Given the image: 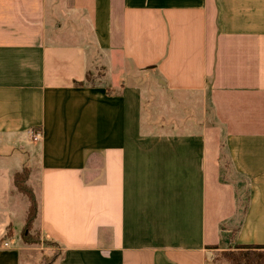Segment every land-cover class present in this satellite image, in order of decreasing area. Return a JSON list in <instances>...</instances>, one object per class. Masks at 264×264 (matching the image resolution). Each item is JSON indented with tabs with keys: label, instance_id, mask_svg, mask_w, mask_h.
Here are the masks:
<instances>
[{
	"label": "crops",
	"instance_id": "crops-1",
	"mask_svg": "<svg viewBox=\"0 0 264 264\" xmlns=\"http://www.w3.org/2000/svg\"><path fill=\"white\" fill-rule=\"evenodd\" d=\"M25 168L47 264L264 246V0H0V264L40 263Z\"/></svg>",
	"mask_w": 264,
	"mask_h": 264
},
{
	"label": "trees",
	"instance_id": "trees-1",
	"mask_svg": "<svg viewBox=\"0 0 264 264\" xmlns=\"http://www.w3.org/2000/svg\"><path fill=\"white\" fill-rule=\"evenodd\" d=\"M26 176L25 169L22 173L15 176V182L19 190L29 199L26 227H28L35 215V202L30 191L23 184ZM237 251H222L221 259L231 264H264V246L256 244H241L236 246ZM220 259V258H217Z\"/></svg>",
	"mask_w": 264,
	"mask_h": 264
},
{
	"label": "rangeland",
	"instance_id": "rangeland-1",
	"mask_svg": "<svg viewBox=\"0 0 264 264\" xmlns=\"http://www.w3.org/2000/svg\"><path fill=\"white\" fill-rule=\"evenodd\" d=\"M25 172L27 174V168H25ZM25 232L26 233L24 235L26 236L24 237V241L29 244H37L38 246L37 250H39L40 252L39 264H47L50 261L52 262L59 253L58 246L50 241L41 238L39 233L32 231L29 226L25 228ZM228 250L237 251L236 248ZM219 258L221 259V256H219Z\"/></svg>",
	"mask_w": 264,
	"mask_h": 264
},
{
	"label": "built area",
	"instance_id": "built-area-1",
	"mask_svg": "<svg viewBox=\"0 0 264 264\" xmlns=\"http://www.w3.org/2000/svg\"><path fill=\"white\" fill-rule=\"evenodd\" d=\"M38 137H39V134L38 133L32 134V139L33 140H36Z\"/></svg>",
	"mask_w": 264,
	"mask_h": 264
}]
</instances>
